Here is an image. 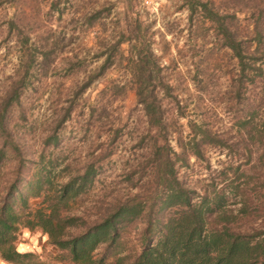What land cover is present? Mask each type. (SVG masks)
I'll return each instance as SVG.
<instances>
[{
    "label": "rangeland",
    "instance_id": "1",
    "mask_svg": "<svg viewBox=\"0 0 264 264\" xmlns=\"http://www.w3.org/2000/svg\"><path fill=\"white\" fill-rule=\"evenodd\" d=\"M201 1H210L219 15L235 13L226 0ZM54 2H58L56 7ZM191 4L188 0L3 3L0 108L12 87H20L21 96L7 114L8 134L0 133V152L4 153L0 160V195L16 175L14 146L27 160L25 177H32L42 155L47 164L51 160L54 167L48 169L56 187L82 174L98 155L106 154L109 158L101 164L95 181L83 189L77 206L78 215L92 220L116 201L143 191L135 185L150 188L146 184L156 181L155 163L145 171L140 169L141 164L153 159L157 144H168L178 155L174 159L179 180L194 192L196 203L205 195L214 197L224 190L225 207L238 215L237 230L243 233L261 228L264 163L259 164L258 158L264 147L258 149L254 145L257 140H251L248 131L259 127L264 132V99L251 125L243 127L241 121L249 117L256 99L264 97V84L248 81L246 87H239L238 59L223 45L220 31L207 13L197 6L192 11ZM96 13L94 24H85L84 16ZM12 22L14 27H10ZM227 23L239 39L253 30L252 19L245 11H239L236 20L227 19ZM135 30L141 36L137 51L153 50L164 81L172 88L167 96L158 90L165 113L161 130L150 128L138 103L129 62L109 50L122 35L130 37ZM131 46L130 41L123 42L119 52L127 58ZM245 46L253 48L251 53L256 47L251 43ZM49 50L53 54L45 60L41 52ZM111 55L113 64L102 72ZM99 73L90 87L79 92L91 76ZM244 192L252 201L246 215H240ZM41 203L42 199H32L30 205L36 209ZM142 227L133 226L125 236L129 237L127 248H139ZM18 251L59 264L55 260L57 250L40 230L23 229Z\"/></svg>",
    "mask_w": 264,
    "mask_h": 264
},
{
    "label": "trees",
    "instance_id": "2",
    "mask_svg": "<svg viewBox=\"0 0 264 264\" xmlns=\"http://www.w3.org/2000/svg\"><path fill=\"white\" fill-rule=\"evenodd\" d=\"M7 1L0 0V6ZM226 1L229 9L235 12L233 15H222L221 12L219 15L210 7V1L188 0L192 3V11L200 7L207 13L208 18L217 25L223 45L238 59L239 87H246L248 81L264 84V0ZM57 5L58 2L53 3L54 7ZM239 11L247 12L252 19L250 25L253 30L243 39H239L227 23V19L236 20ZM99 13L85 15V24L92 26ZM14 26L12 22L10 27ZM138 31L131 32L134 37L122 35V39L109 50L112 54L117 51V56L129 62V75L131 82L136 84L138 103L143 107L150 128L161 130L165 113L158 90H163L167 96L172 88L164 81L163 70L153 50L137 51L136 43L141 40ZM126 41L132 43L127 58L119 52ZM246 43L256 46L253 53V48L245 46ZM44 52L41 53L45 60L53 54L52 50ZM112 56L107 57L101 67L102 72L113 64ZM100 74L91 76L79 92L90 87ZM113 87L126 85L114 84ZM260 95L263 94L259 92ZM20 96V87H12L1 105L0 133L8 134L5 131L6 117L13 102L20 101ZM263 99H256L249 117L241 121L243 127L253 123ZM68 117L67 114L61 124ZM248 135L251 140L255 137L254 141H257L254 145L258 149L264 147V132L259 127H251ZM156 148L153 159L141 164L140 168L145 171L155 163L153 170L156 181L146 184L150 188L135 185L137 190L143 191L116 201L98 213L95 219L87 220L88 217L78 215V203L83 189L95 181L102 169L101 164L106 162L109 155H98L94 162L86 165L82 174L56 187L50 176L51 169H48L54 167L51 160L48 166L42 155L43 160L36 164L32 177H25L27 160L14 146L18 158L16 175L0 195V257L9 264H49L34 253L18 251L21 232L29 229L40 230L48 236L49 244L57 250L55 260L59 264H264V224L257 230L238 231L239 223L235 221L238 215L235 216L225 207L224 190L214 197L205 195L196 203L194 192L179 180L174 159L178 157L177 153L168 144H157ZM3 155L1 151L0 160ZM258 162L264 163V153L259 155ZM235 189L236 193L239 192L237 187ZM242 198L244 205L239 214L246 215L252 199L245 192ZM32 199H42V205L33 209L30 205ZM138 225L144 226L138 233L139 248H127L129 237L125 236L133 226Z\"/></svg>",
    "mask_w": 264,
    "mask_h": 264
},
{
    "label": "crops",
    "instance_id": "3",
    "mask_svg": "<svg viewBox=\"0 0 264 264\" xmlns=\"http://www.w3.org/2000/svg\"><path fill=\"white\" fill-rule=\"evenodd\" d=\"M0 264H9V263L5 262V261L0 257Z\"/></svg>",
    "mask_w": 264,
    "mask_h": 264
}]
</instances>
